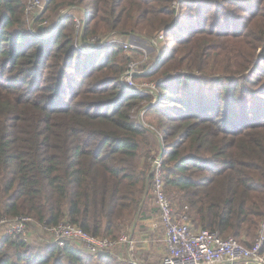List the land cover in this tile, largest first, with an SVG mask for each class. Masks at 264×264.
Instances as JSON below:
<instances>
[{"label": "trees", "instance_id": "16d2710c", "mask_svg": "<svg viewBox=\"0 0 264 264\" xmlns=\"http://www.w3.org/2000/svg\"><path fill=\"white\" fill-rule=\"evenodd\" d=\"M27 2L0 0V217L132 234L150 264L163 232L148 224L159 220L151 171L163 151L175 212L250 248L264 234V0H184L178 16L175 0H50L34 21L44 30ZM111 34L164 36L162 60L135 77L161 79L158 102L125 89L120 45L92 46ZM0 264L130 263L0 239Z\"/></svg>", "mask_w": 264, "mask_h": 264}, {"label": "built area", "instance_id": "2783aa9c", "mask_svg": "<svg viewBox=\"0 0 264 264\" xmlns=\"http://www.w3.org/2000/svg\"><path fill=\"white\" fill-rule=\"evenodd\" d=\"M183 1L175 0L174 2L173 8L176 11V16L179 15ZM43 8V0H28L25 15L32 26H34V21L40 16ZM67 12H63V15ZM86 19V13L84 18L76 19L78 28L77 46L82 52H86L81 42L84 28L82 23ZM47 25V22H42L37 28L43 27L44 30ZM34 34L43 38L38 30H34ZM90 42H92V46H95V49L105 44H118L123 48L127 58L132 57L130 56L131 53L142 54L143 61H136L131 58L127 70L121 77V82L125 89L131 93L139 94L142 97L153 95V103L161 99V94L157 89L158 82L138 81L135 77L152 71L162 60L163 54L167 50L162 34H158L153 40L138 37L124 40L116 34H111L102 40L93 39ZM147 46L152 47L153 56L147 53ZM144 67L147 69H144ZM146 110L147 108L140 110L138 118L143 120ZM159 156L153 163L151 174L154 175L152 186L154 203L159 210L160 226L163 228V242L165 245V254L161 264H264V255L262 254L264 248L263 231L259 233L253 245L248 248L238 243L234 238L221 237L218 232L209 230L194 231L189 217L184 213L175 212L164 192L160 170L162 159ZM0 239L23 240L28 244L36 242L57 246L61 249L67 244L73 243L89 255H110L130 264H141L136 255L138 243L132 234H122L116 240L98 238L85 232L80 227L66 222H61L55 226H47L29 216L0 217Z\"/></svg>", "mask_w": 264, "mask_h": 264}, {"label": "rangeland", "instance_id": "374dc122", "mask_svg": "<svg viewBox=\"0 0 264 264\" xmlns=\"http://www.w3.org/2000/svg\"><path fill=\"white\" fill-rule=\"evenodd\" d=\"M44 4L47 2V0H43ZM77 16H81V13L80 15H77ZM32 26V25H31ZM38 26V25H37ZM37 26H34V27H37ZM33 27V28H34ZM32 28V27H31ZM55 30V29H54ZM53 30V31H54ZM147 53L150 55V56H153V49L152 47L150 46H147ZM125 55V54H124ZM126 56V55H125ZM130 56H132L131 58H133V60H136V61H143V55L142 54H135V53H131ZM155 57V55H154ZM156 68V67H155ZM144 69H147L146 67H144ZM154 70V69H153ZM161 79H158V80H155V81H147V80H142V81H145V82H158L160 81ZM148 96V95H147ZM144 108H147V107H144ZM143 109V108H142ZM140 109V110H142ZM139 113V112H138ZM136 113L135 117L137 118L139 116V114ZM31 244H36V242H33ZM165 245H164V242H163V232L162 231H158L157 234H155V238L152 239V247L149 251V254L152 256L151 259H150V264H161L162 262V259H163V252L165 251ZM121 254H123L121 252Z\"/></svg>", "mask_w": 264, "mask_h": 264}, {"label": "crops", "instance_id": "0c3cea01", "mask_svg": "<svg viewBox=\"0 0 264 264\" xmlns=\"http://www.w3.org/2000/svg\"><path fill=\"white\" fill-rule=\"evenodd\" d=\"M150 223L151 229L155 231V229L160 225V220H158V217L153 218L152 220L148 221V224ZM135 232V231H134ZM133 232V233H134Z\"/></svg>", "mask_w": 264, "mask_h": 264}, {"label": "water", "instance_id": "95a60500", "mask_svg": "<svg viewBox=\"0 0 264 264\" xmlns=\"http://www.w3.org/2000/svg\"><path fill=\"white\" fill-rule=\"evenodd\" d=\"M49 1H50V0H47V2L44 4V8H43L41 14H42L43 12H45V10H46V8H47V6H48ZM162 157H163V152L160 154L159 158L162 159Z\"/></svg>", "mask_w": 264, "mask_h": 264}]
</instances>
